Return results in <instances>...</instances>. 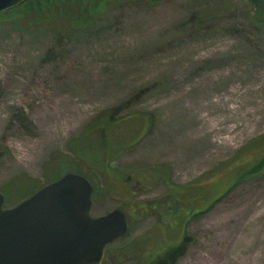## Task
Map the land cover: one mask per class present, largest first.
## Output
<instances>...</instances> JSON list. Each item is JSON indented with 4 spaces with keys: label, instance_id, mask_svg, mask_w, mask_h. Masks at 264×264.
<instances>
[{
    "label": "rangeland",
    "instance_id": "rangeland-1",
    "mask_svg": "<svg viewBox=\"0 0 264 264\" xmlns=\"http://www.w3.org/2000/svg\"><path fill=\"white\" fill-rule=\"evenodd\" d=\"M96 6L89 23L73 10L0 14L4 206L51 182L68 156L99 188L92 215L120 208L131 222L102 264H264V27L255 8ZM106 116L128 117L119 131L128 140L89 170L76 144L109 136ZM176 196L185 207L169 219L151 208ZM144 237V259L118 254Z\"/></svg>",
    "mask_w": 264,
    "mask_h": 264
},
{
    "label": "water",
    "instance_id": "water-1",
    "mask_svg": "<svg viewBox=\"0 0 264 264\" xmlns=\"http://www.w3.org/2000/svg\"><path fill=\"white\" fill-rule=\"evenodd\" d=\"M26 0H0V13ZM94 188L67 172L12 207L0 190V264H102L106 249L130 224L116 208L93 216Z\"/></svg>",
    "mask_w": 264,
    "mask_h": 264
},
{
    "label": "trees",
    "instance_id": "trees-1",
    "mask_svg": "<svg viewBox=\"0 0 264 264\" xmlns=\"http://www.w3.org/2000/svg\"><path fill=\"white\" fill-rule=\"evenodd\" d=\"M152 1H158V0H152ZM253 7L256 10V21L264 27V0H249ZM98 0H26L24 3L19 5L18 7L8 10L7 12H14L16 10H21L24 13L33 14V15H40V14H51V13H58L61 14L64 11H71L73 10L72 14L75 16L74 19H84L87 21L86 23L90 22V15L94 12L93 10L96 9L98 6ZM128 119V117L125 118H119V119H113V118H108L107 116L103 121H109V123H112L111 126L113 127V130L109 136L106 135H99L97 139L94 137L91 138H84L81 139L80 142H78L79 147H77L76 144V150L74 151V154L78 157L79 160L84 161V163L87 165V168L91 170L92 168H98L97 165L104 167V163H107L108 161H104L103 159L110 158L113 155L114 148L115 146L119 145L120 143L124 142L125 140H128L127 138H122L119 135L120 130H124L126 127L125 121ZM131 128L133 129V126L131 125ZM127 136V135H126ZM87 141L88 143H83ZM106 157V158H105ZM111 163V162H109ZM109 166V164H107ZM99 166V167H100ZM58 172L55 174V176L51 179L56 180L60 178L62 175H64L67 172H73V173H79L84 175L93 185L94 187V194H93V199L97 200L98 195H99V188L96 185V183L91 179L90 175L82 171L79 166L75 163V161L68 157V156H63L61 160H59L58 163ZM147 179L153 178V174L151 171L148 170L146 174L144 175ZM139 182H141V178H138ZM34 192L37 191L40 187H36V185L33 187ZM4 195L6 199H8L7 193L5 191ZM182 203L183 202H177L174 204V210H179V208H182ZM151 208L158 212L160 215L162 211H165L168 208L167 203L165 202H160L159 204H154L151 206ZM182 214V212L179 213ZM184 214V213H183ZM129 219V217H128ZM130 222V219H129ZM131 224V222H130ZM145 238V237H144ZM142 239L143 243L141 242L138 248L133 250L130 246H127L121 250H118V254L124 257L127 256H133L137 251L141 254L140 258L144 259V242L146 241L145 239ZM138 242L141 241V238L137 239ZM150 241V240H149ZM110 248H107L106 250V255L109 256L110 254Z\"/></svg>",
    "mask_w": 264,
    "mask_h": 264
},
{
    "label": "flooded vegetation",
    "instance_id": "flooded-vegetation-1",
    "mask_svg": "<svg viewBox=\"0 0 264 264\" xmlns=\"http://www.w3.org/2000/svg\"><path fill=\"white\" fill-rule=\"evenodd\" d=\"M176 201L178 202H183V204H184V207H185V202L183 201V200H180L177 196L176 197H171L170 199H167V200H165V201H163V202H165V203H167V205H168V208L163 212L162 211V213L160 214L161 215V217H164V218H166V219H169V217L170 216H172V214H173V212L174 213H178V209L177 210H174V204L176 203ZM182 208H183V206H182ZM189 214H191L190 213V211L188 210V213H187V217H188V215ZM191 215H193V213L191 214ZM179 217V215L177 216V218ZM166 223H167V221H166ZM175 223H177L176 221L174 222V224H172L171 226H169V224H167L169 227H172L173 225H175ZM143 240H141L139 243H141ZM166 241V243H168L169 241L168 240H165ZM143 243V242H142ZM152 243V241L150 240H146L145 242H144V245H145V247L147 248L150 244ZM146 248H144V250H146ZM168 264H173V262L171 261V262H169Z\"/></svg>",
    "mask_w": 264,
    "mask_h": 264
}]
</instances>
